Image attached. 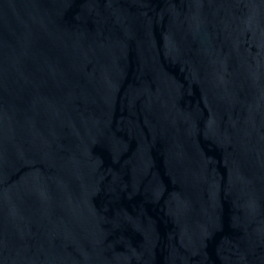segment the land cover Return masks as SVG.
Instances as JSON below:
<instances>
[{
    "label": "water",
    "instance_id": "water-1",
    "mask_svg": "<svg viewBox=\"0 0 264 264\" xmlns=\"http://www.w3.org/2000/svg\"><path fill=\"white\" fill-rule=\"evenodd\" d=\"M0 264H264V0H0Z\"/></svg>",
    "mask_w": 264,
    "mask_h": 264
}]
</instances>
